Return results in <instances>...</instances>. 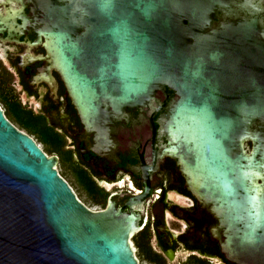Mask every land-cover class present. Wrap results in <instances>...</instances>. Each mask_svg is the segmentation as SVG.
<instances>
[{"label":"water","instance_id":"95a60500","mask_svg":"<svg viewBox=\"0 0 264 264\" xmlns=\"http://www.w3.org/2000/svg\"><path fill=\"white\" fill-rule=\"evenodd\" d=\"M30 1L84 122L145 108L153 130L168 105L159 157L218 219L226 260L247 249L249 264H264V0ZM138 230L114 205L85 208L56 158L0 110V264H138Z\"/></svg>","mask_w":264,"mask_h":264},{"label":"flooded vegetation","instance_id":"af4514ba","mask_svg":"<svg viewBox=\"0 0 264 264\" xmlns=\"http://www.w3.org/2000/svg\"><path fill=\"white\" fill-rule=\"evenodd\" d=\"M260 18L264 21V12ZM47 32L34 2L0 0V95L21 107L24 117H33L41 139L12 123L0 103L4 118L56 158L64 173L59 177L85 208L105 211L114 205L137 217L139 230L129 238L135 258L147 264H249L247 249L240 263L226 260L218 219L189 192L188 174L177 162L159 157L167 143L159 122L168 105L152 118L153 130L145 108L117 116L108 110L98 126L89 127L59 73ZM166 93L169 102L174 94ZM156 97L163 99L160 93ZM243 152L248 154L249 144Z\"/></svg>","mask_w":264,"mask_h":264},{"label":"trees","instance_id":"16d2710c","mask_svg":"<svg viewBox=\"0 0 264 264\" xmlns=\"http://www.w3.org/2000/svg\"><path fill=\"white\" fill-rule=\"evenodd\" d=\"M0 103L6 107L7 109L6 116L12 123H14L16 126L24 130L28 135L34 137L35 139H41V137H39L36 131L34 130L32 123L33 117L30 116L24 117V115H22L23 111L21 107H19L18 105H14L13 107L1 95H0ZM11 109H13L14 112H12Z\"/></svg>","mask_w":264,"mask_h":264},{"label":"rangeland","instance_id":"374dc122","mask_svg":"<svg viewBox=\"0 0 264 264\" xmlns=\"http://www.w3.org/2000/svg\"><path fill=\"white\" fill-rule=\"evenodd\" d=\"M38 146L40 147V149H44L43 148V145L42 144H38ZM56 170H57V172H58V174H60V175H62V174H64V173H62V169H60L59 167H56ZM66 176H69V175H66ZM67 179L69 180V181H71V179H70V177H67ZM73 187V191H75V193H76V186H72ZM78 195V194H77ZM79 197V199L80 200H82L83 201V198H82V196H78ZM135 255H136V253H135ZM136 259H137V261H138V264H147L146 262H144L143 260H141V259H139L137 256H136Z\"/></svg>","mask_w":264,"mask_h":264}]
</instances>
